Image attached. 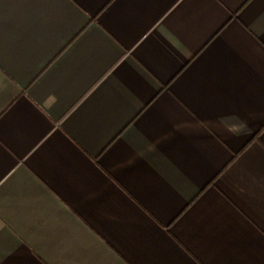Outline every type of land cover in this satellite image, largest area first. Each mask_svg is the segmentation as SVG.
<instances>
[{
  "label": "crops",
  "instance_id": "0c3cea01",
  "mask_svg": "<svg viewBox=\"0 0 264 264\" xmlns=\"http://www.w3.org/2000/svg\"><path fill=\"white\" fill-rule=\"evenodd\" d=\"M0 264H264V0H0Z\"/></svg>",
  "mask_w": 264,
  "mask_h": 264
}]
</instances>
